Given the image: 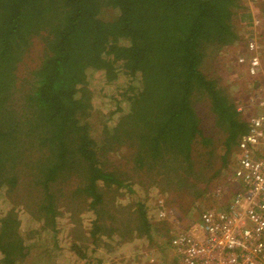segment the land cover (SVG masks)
<instances>
[{"label": "trees", "instance_id": "trees-1", "mask_svg": "<svg viewBox=\"0 0 264 264\" xmlns=\"http://www.w3.org/2000/svg\"><path fill=\"white\" fill-rule=\"evenodd\" d=\"M239 8V0H0V187L20 198L0 216V264H22L27 256L18 209L32 216L36 230H54L62 201L73 198L87 203L98 222L91 242L66 238L68 252L83 264L98 263L92 254L104 192L97 182L128 186L105 163L124 150L139 173L146 165L154 180L159 169L171 188L182 190L195 178L194 157H202L194 147L213 143L199 126L196 105L202 101L223 137L225 156L232 155L248 119L221 78L202 71L219 50L239 41L232 24ZM106 9L110 20L101 18ZM37 36L42 54L19 79ZM92 79L101 94L125 84L121 106L107 114L98 141L81 120L98 110ZM81 176L90 179L66 192ZM137 204L139 226L109 235L124 242L155 230L142 201ZM134 221L131 215L128 225Z\"/></svg>", "mask_w": 264, "mask_h": 264}, {"label": "rangeland", "instance_id": "rangeland-1", "mask_svg": "<svg viewBox=\"0 0 264 264\" xmlns=\"http://www.w3.org/2000/svg\"><path fill=\"white\" fill-rule=\"evenodd\" d=\"M239 5L240 8L235 11L232 18L233 28L239 41L219 50L217 57L215 55L210 63L203 65L202 73L207 78L214 76L221 78V84L227 86L229 94L231 93L235 103L242 110L240 113L249 121L258 112L254 103L264 99V0H256L252 3L251 0H239ZM247 16L250 17V21ZM113 17L109 9L101 13V18L104 20H110ZM40 40V36L32 39V50L17 70L19 79L26 78L28 71L37 64L42 54ZM249 40L258 45L261 61L260 71L253 78L246 76L244 69L236 62L239 56L246 55V42ZM222 65H225L224 68L227 67L226 73L223 72ZM26 82L28 80L18 83ZM124 86L120 87L119 92L109 88L101 94L100 87L92 79L90 89L97 94L98 110L88 111L81 120L82 124L90 128V134L94 140L98 141L97 136L100 134L107 114L121 106L118 101ZM196 108L200 119V129L204 136L212 139L213 143L209 148L203 145L194 147L195 152L202 157H194L195 178L190 180V183L182 190L177 191L171 188L173 184L162 177L164 174L159 169L155 168L157 172L154 180L149 177L151 171L146 172V165V169H142L139 173L132 162L127 163L124 159L126 155L124 150L117 151L111 158V163L110 161L105 163V168L112 172L117 180L128 186H103L104 181L97 182L104 192L101 204L104 214L99 221L101 228L97 234L100 241L97 250L92 254L98 259V263L93 261L91 264H165L171 259L169 242L175 231L191 227L198 221L202 210L218 208L227 200L226 196L216 197L214 191L218 187L226 186L225 180L230 174L236 148L232 155H229L232 157L229 161V156L228 158L225 156L227 154L222 144L223 137L217 134L214 116L204 101L197 104ZM89 179L87 176L71 179V185H66L65 191L76 190ZM22 181L25 183L26 179ZM223 194H226L225 189ZM19 200L20 198H16L13 190H7L6 186L0 187V216L7 207H11V204L19 206ZM138 200L144 204L146 217L149 218V223L155 230L150 229L148 236L133 234L131 240L127 239L128 241L124 242L118 240L119 238L115 235H109L112 230L117 231L118 234H125L130 229L134 230V225L139 226ZM63 205L64 211L56 218L54 230L48 228L36 230L38 225L32 221L34 220L32 216L18 209L17 217L22 224L21 236L25 247H29L22 264H83L78 262L77 256L74 257L68 252V243L65 239L82 237L89 238L88 241L91 242L93 231L91 226L96 222L97 216L92 210H87V203L84 206L83 201L78 198L63 200ZM131 215H134L135 221L129 226L128 220ZM82 221L83 226L80 227Z\"/></svg>", "mask_w": 264, "mask_h": 264}, {"label": "built area", "instance_id": "built-area-1", "mask_svg": "<svg viewBox=\"0 0 264 264\" xmlns=\"http://www.w3.org/2000/svg\"><path fill=\"white\" fill-rule=\"evenodd\" d=\"M246 52L236 62L253 78L261 67L258 45L249 40ZM254 105L258 112L237 142L225 180V188L234 187L231 199L202 210L191 227L175 231L169 242L171 259L165 264H264V99ZM223 191L218 187L214 195H229Z\"/></svg>", "mask_w": 264, "mask_h": 264}, {"label": "clouds", "instance_id": "clouds-1", "mask_svg": "<svg viewBox=\"0 0 264 264\" xmlns=\"http://www.w3.org/2000/svg\"><path fill=\"white\" fill-rule=\"evenodd\" d=\"M233 188L234 187H226V188H221V189H225L226 190V192L229 194L228 196H227V200L226 201H228L229 200V198L228 197H230L231 195H232V193H233ZM216 190V189H215ZM230 192V193H229ZM225 201V202H226Z\"/></svg>", "mask_w": 264, "mask_h": 264}, {"label": "bare ground", "instance_id": "bare-ground-1", "mask_svg": "<svg viewBox=\"0 0 264 264\" xmlns=\"http://www.w3.org/2000/svg\"><path fill=\"white\" fill-rule=\"evenodd\" d=\"M223 187V186H222ZM225 188V187H224Z\"/></svg>", "mask_w": 264, "mask_h": 264}, {"label": "crops", "instance_id": "crops-1", "mask_svg": "<svg viewBox=\"0 0 264 264\" xmlns=\"http://www.w3.org/2000/svg\"><path fill=\"white\" fill-rule=\"evenodd\" d=\"M220 207V206H219Z\"/></svg>", "mask_w": 264, "mask_h": 264}]
</instances>
